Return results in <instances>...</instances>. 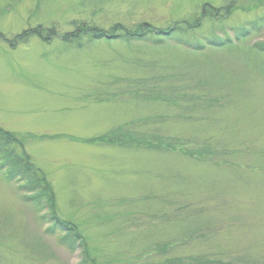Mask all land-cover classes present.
I'll return each mask as SVG.
<instances>
[{"label": "rangeland", "instance_id": "374dc122", "mask_svg": "<svg viewBox=\"0 0 264 264\" xmlns=\"http://www.w3.org/2000/svg\"><path fill=\"white\" fill-rule=\"evenodd\" d=\"M0 127L85 242L0 169V264H264V0H0Z\"/></svg>", "mask_w": 264, "mask_h": 264}, {"label": "trees", "instance_id": "16d2710c", "mask_svg": "<svg viewBox=\"0 0 264 264\" xmlns=\"http://www.w3.org/2000/svg\"><path fill=\"white\" fill-rule=\"evenodd\" d=\"M208 8V6H207ZM207 10V9H206ZM212 9L210 8L207 11V16L212 13ZM217 16V15H215ZM187 23L181 22L177 24L176 29H170V30H163V29H155L147 22L139 23L135 26H126L122 23H117L113 25L109 29H104L101 25H91L87 23V25H83L79 27L77 32L75 33H66L62 35V38L64 41L70 42V41H76L81 39L83 36H88L90 38V41H97V40H116V39H127V40H144L150 35L157 36L159 40L163 38H169L171 37L176 31L178 32H185ZM193 28V27H191ZM32 34H36L37 36H41L40 29L31 31ZM157 32V33H156ZM28 36L27 32L18 35V38L20 40L24 39V36ZM123 131V130H122ZM121 131V132H122ZM130 132L127 130V134H121L120 137L118 135V132L113 131L111 134L102 135L94 140L91 141H103L106 142L107 140L111 138H119L122 139L123 142L126 144H130L129 141L135 140L131 135H129ZM108 135L111 136V138L108 137ZM146 136V135H143ZM129 140V141H128ZM149 140V141H148ZM155 141V139H153ZM174 142H178L176 139L172 138ZM150 141L148 137L143 138V143H138L137 146H144V147H156L155 144H153ZM19 143L22 151L17 152L12 148H9L11 144L15 145V143ZM139 142V141H138ZM25 142L23 140L19 141L14 134L10 133L7 130H4L2 127H0V158L2 160L0 161V169L1 171L5 173V175L8 178H15V179H21V187L28 190V193L25 195V200L34 206L41 207L47 211H49L52 216L50 222L52 223L53 230H60L63 234V240L66 242H80L81 240L83 242V245L85 246V242L83 241V237L81 233L79 232V228L76 223L73 221H69L68 219H64L61 216L57 214V208H56V197L53 191V188L51 186V183L49 182L45 172L37 167L31 159L30 153L27 151L26 148H24ZM79 239V240H78ZM85 251L87 249L85 248ZM84 251V252H85ZM149 254V252L147 251ZM88 258H86V262H89L91 264H94L97 262V257L90 256V253L88 254ZM175 260H168L167 264H174Z\"/></svg>", "mask_w": 264, "mask_h": 264}, {"label": "bare ground", "instance_id": "6f19581e", "mask_svg": "<svg viewBox=\"0 0 264 264\" xmlns=\"http://www.w3.org/2000/svg\"><path fill=\"white\" fill-rule=\"evenodd\" d=\"M104 29H106V28H104ZM100 136H101V135H98V137H100ZM98 137L91 136L90 139H91V140H94V139H96V138H98Z\"/></svg>", "mask_w": 264, "mask_h": 264}]
</instances>
